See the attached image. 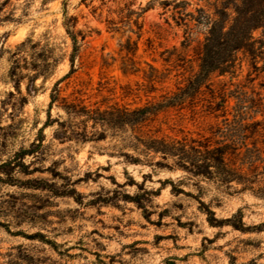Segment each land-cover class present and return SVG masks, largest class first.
I'll use <instances>...</instances> for the list:
<instances>
[{"label": "rangeland", "instance_id": "obj_1", "mask_svg": "<svg viewBox=\"0 0 264 264\" xmlns=\"http://www.w3.org/2000/svg\"><path fill=\"white\" fill-rule=\"evenodd\" d=\"M215 3L0 0V161L29 148L47 121L54 86L71 71L68 29L78 51L74 73L59 85L61 96L102 110L135 109L178 91L198 72V49L208 32L199 21L214 15ZM239 57L233 72L212 73L210 89L151 117L142 132L219 138L213 131L223 118L206 111L211 91L226 93L230 119L237 104L230 93L264 98V72ZM60 102L51 109L53 119L66 118ZM54 130L44 131V160L28 156L29 174L18 168L14 182H0V264H264V228L256 229L264 223V198L242 185L227 189L157 165L160 156L138 155L112 131L101 141L62 143ZM208 209L231 222L211 226ZM242 223L244 231L233 226Z\"/></svg>", "mask_w": 264, "mask_h": 264}, {"label": "trees", "instance_id": "obj_2", "mask_svg": "<svg viewBox=\"0 0 264 264\" xmlns=\"http://www.w3.org/2000/svg\"><path fill=\"white\" fill-rule=\"evenodd\" d=\"M214 6V15H205L199 21V24L207 27L208 32L198 49V72L188 79L185 86L178 87V91L162 95L160 101L148 102L135 109L115 106L102 110L87 106L83 100H69L68 97L61 96L59 85L74 73L75 55L78 51L77 38L68 29L74 44L71 71L54 86L50 95L48 118L39 129L37 140L29 148L18 150L9 160L0 161V182H14L13 176L18 168H24L25 174H29L24 162L28 156L44 160L47 155L44 131L48 127H55L54 139L62 143L101 141L106 139L108 131H112L114 137H120L125 148L138 155L146 158L160 156L163 162L158 161L157 165L170 169L179 168L194 176H204L227 189L233 188L234 184L242 185L243 191H252L264 198V98L261 95L257 94L258 98H254L248 97L245 92L238 95L230 93V97L237 100L235 113L230 119L226 93L211 91L206 111L216 118H223V124H217L213 131V135L219 137L215 141L212 138H207L204 142L177 139L160 135V130L142 132L141 129L151 117L157 116L161 111L182 107L187 101L195 99L204 87L210 89L208 82L212 73L233 72L240 54L250 59L254 71L264 72V0H216ZM256 32H260L258 37L254 36ZM260 62L263 63L261 66ZM151 69L157 73L156 69ZM12 78H17V67L12 72ZM35 79L36 76L30 78L27 86L30 95L36 92ZM17 81L15 79L18 85ZM150 81L154 82L155 79ZM59 101V106L66 112V118L53 119L51 109ZM258 112H261L262 119H257ZM122 155L133 163H142L140 158L129 153L122 152ZM141 190L149 193L144 188ZM139 198L140 195L134 199L138 205L141 204ZM207 212L211 226L231 222L230 219H216L215 213L210 209ZM233 226L245 230L243 223ZM262 228L264 223L256 229Z\"/></svg>", "mask_w": 264, "mask_h": 264}]
</instances>
